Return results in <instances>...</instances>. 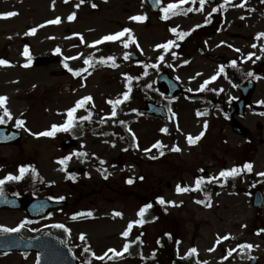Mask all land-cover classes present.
Returning a JSON list of instances; mask_svg holds the SVG:
<instances>
[{
    "label": "rangeland",
    "instance_id": "rangeland-1",
    "mask_svg": "<svg viewBox=\"0 0 264 264\" xmlns=\"http://www.w3.org/2000/svg\"><path fill=\"white\" fill-rule=\"evenodd\" d=\"M174 2L176 0H161L160 7ZM241 3L243 0L231 3L217 0L215 5L206 3L203 11H198L195 9L199 8V0H196V3L181 6L185 10L192 8L191 15L169 18L166 24L163 12L152 13L147 0H88L83 4L80 0L67 3L55 0V4L53 0H0V13H18L0 18V59L10 62V66H0V96L9 98L10 125H16L20 119L25 121L20 127L22 142L0 149L8 157V162L0 165V174L18 175L22 163L33 162L44 183L50 186L48 191L67 197L68 209L60 213L59 222L70 228V243L76 247L78 256H87L84 246H89L98 257L106 256L105 253L114 256L109 249L123 251L125 243L131 241L122 233L129 222L138 219L137 210L143 201L155 198L160 191L166 202H175V205L165 203L170 213L166 224L182 239L181 255L187 256L194 247L200 262L223 264V260L238 257L240 244L246 242L253 245L250 252L253 257L264 259V231H261L264 230V211L252 208L251 196L255 187L264 188V176L259 175L264 172V115L249 109L245 117L237 119L250 136L252 148L246 149L249 139L233 132L226 113L207 100L189 94L202 91L200 86L204 81L216 75L217 79L203 90L219 91L225 102L238 100L240 92L230 76L219 73L221 65L235 60L242 79L248 78L249 72L258 79L251 101L256 106L264 105L259 103L264 101V51H261L264 37L256 39L258 33H264V3L263 0H247L244 7L236 6ZM93 4L96 7H92ZM214 8L221 9L220 14L213 11ZM73 12L76 16L70 21L68 16ZM134 15H145L147 19L130 20ZM57 17L61 20L59 24L47 23ZM34 27L37 28L35 34L26 35ZM126 27L132 29L134 40L127 48L124 46L129 40L127 33L120 40L90 46L104 35ZM173 27L190 34L181 40L170 31ZM169 40L175 41V45L168 50L157 48ZM253 44L257 47L253 48ZM26 46L30 64L29 57L23 54ZM57 48L61 50L59 53ZM200 49L204 55H200ZM130 51L140 56L139 63L125 59ZM249 53L255 55L246 59ZM161 55L163 61L159 59ZM55 57L57 59L53 60ZM65 57L78 58L65 61ZM101 57L105 62H100ZM108 57L115 58L114 65ZM87 58L92 60V72L82 79H73L64 64L78 70L85 66L83 61ZM141 61L169 72L188 92L170 103L173 113L170 120L138 114L145 102L157 100L141 90L145 86L150 91L158 87L156 74L136 82L135 76L145 70ZM26 64L29 66L25 67ZM64 83L74 89L70 94L60 95L58 89ZM125 92L129 93L127 100H123ZM86 96H91L92 100L73 114L75 123L69 131H57L52 137L34 135L50 130L52 125L65 124L68 110ZM118 98L123 102L116 106L117 115L112 117V105L108 101ZM205 110L206 114L197 115ZM76 128L80 132L78 148L61 152L60 143L71 137ZM164 128L167 132L162 131ZM202 131L203 137L190 145L187 136L196 137ZM158 141L164 146L163 155L161 149L153 147ZM174 147L180 151H173ZM68 156L71 159L66 166L59 163ZM246 156L253 159L254 178L241 183H226L223 178L208 182L206 190L211 194V207L206 206L208 196L204 191L177 193V185L194 188L196 176L201 175L208 181L218 177L221 170L247 159ZM69 174L76 177L70 179ZM127 176L136 177V183L129 186L124 181ZM88 212L92 215H77ZM115 212L122 216H115ZM74 215L76 219L72 218ZM21 219L20 213H1L0 227L15 228ZM163 226L156 223L146 228L149 242L142 256L150 254ZM25 229L31 234L38 230ZM255 229H260L261 234L256 235ZM81 234L86 237L83 241ZM226 236L228 239H220ZM229 250H233L234 255L229 256ZM161 256L158 254L157 260L165 264ZM6 257L0 253V264H35L33 255ZM86 264L135 263L133 259L115 263L93 260Z\"/></svg>",
    "mask_w": 264,
    "mask_h": 264
},
{
    "label": "snow or ice",
    "instance_id": "snow-or-ice-1",
    "mask_svg": "<svg viewBox=\"0 0 264 264\" xmlns=\"http://www.w3.org/2000/svg\"><path fill=\"white\" fill-rule=\"evenodd\" d=\"M68 0H65V3H67ZM85 2V0H80V3L83 4ZM156 2L159 4L161 2V0H156ZM196 3V0H176V2L174 3H169L167 4L166 7H163L161 9V11L163 12V16H162V19H169L171 15H176V14H180V9H181V6L186 4V3ZM208 2V0H199V8L198 9H195V10H198V11H203L204 9V5ZM229 3L232 2V0H228ZM247 3V0H243V3L239 4V5H236L237 7H244V5ZM53 4H55V0H53ZM76 7H79V4L76 6ZM92 7H96L95 4L92 5ZM186 11H193L192 8H188ZM186 11H185V14H186ZM213 11H217V9H213ZM15 15H18V13L16 12H13V11H9V12H6V13H0V18H9V17H13ZM76 16V13L73 12L71 13L69 16H68V20H73ZM243 18V17H242ZM130 20L132 21H138V22H142L144 20L147 19V17L145 15H134V16H131L129 18ZM61 22L60 18L57 17L56 19L54 20H50V21H47V23L49 24H59ZM41 27H43V25H41ZM199 27V26H197ZM37 31V28H32L29 30L28 33H26V35L28 34H35V32ZM170 31L177 35L179 39H183L185 38L187 35H189L190 33L189 32H183V31H179L178 28L176 27H173L170 29ZM128 34V37H129V40L127 42H124V46L127 48L128 47V43L129 42H134L133 38H132V29L130 28H124L118 32H115L113 34H107V35H104L101 39L99 40H96L94 42H92V44L90 46H95V45H98L102 42H112V41H117V40H120L121 37H124L125 34ZM76 35H79V34H76ZM264 37V33H258L257 34V37L256 39L259 40L260 38ZM70 38V37H69ZM80 39L81 41L83 42L84 38L82 35H80ZM223 43V42H222ZM175 45V41L173 40H169L167 41L166 43L164 44H161V45H157V48H163L165 50H168L171 46ZM138 46V45H137ZM178 46V45H176ZM253 48L257 47L256 44H253L252 45ZM60 48H57L56 49V52H60ZM237 52H239L240 50L239 49H236ZM261 51H264V48H261ZM26 57H29V64L31 63V58H30V54H29V49L28 47L26 46L25 49H24V53H23ZM173 55H175V53H173ZM255 53H249L247 58L246 59H251L252 56H254ZM78 57H65V61L69 60V59H77ZM127 55H125V59H127ZM159 59L161 61L164 60V56L161 55L159 57ZM257 59H259V57H257ZM107 60H110L113 62L114 64V61H115V58L114 57H108ZM100 62H105V58L104 57H101L100 58ZM83 63L85 65H88L89 67L93 66L92 65V60L91 58H87V59H84ZM236 61L233 60L231 62L232 66L235 67L236 66ZM0 66H10V62L5 60V59H0ZM29 66L28 64L25 65V67ZM64 67L66 69H68L69 71L73 72L74 75H80L81 74V71H87V68H84L82 70H73L69 67V65L67 63L64 64ZM158 67V66H156ZM224 72V66L221 65L220 68H219V73H223ZM249 76H252L253 73L252 72H249L248 73ZM129 80L132 79V77H128ZM215 79H217V76L216 75H213L209 80H206L204 81V83L200 86V90H203L210 82L214 81ZM191 91V89H190ZM8 97L7 96H0V109L3 110V115H0V124L4 123L5 122V117L11 119L12 118V114L10 112V110L8 109L7 107V102H8ZM129 99V93L128 92H125L123 94V100H127ZM92 100V97L91 96H86V97H83L81 100L77 101L76 105L69 109L68 112H67V122L65 124H62V125H52L51 129L50 130H47V131H44V132H40V133H36L34 135H37V136H49V137H52L56 134L57 131H69L73 126H74V123H75V117H74V113L77 111V109L81 108L82 106H84L87 102L91 101ZM122 99L118 98L116 100H109L108 103L112 105V112H111V116L112 117H115L117 115V112H116V106L121 104L123 102ZM259 103L261 104H264V101H260ZM203 114H206V110H205V113H200L198 112L197 115H203ZM262 115H264V113H262ZM83 119V118H82ZM123 123V122H121ZM25 124V121L20 119V120H17L16 122V126L17 127H22L24 126ZM204 128L205 130L207 129V122H205V125H204ZM162 131L164 132H167V128H164L162 129ZM204 135V132L202 131L199 135H197L196 137H193L191 134H189L187 136V141L190 145H193L195 143H197ZM133 139H135V137H133ZM138 147V145H137ZM153 147L155 148H159L161 149L160 151V154L163 155L164 152H163V145L161 144V142H157L155 145H153ZM173 151H180V149L178 147H174L172 149ZM146 152H149L150 149H145ZM76 155H87L86 153H76ZM155 158V157H153ZM71 159V156H68V157H64L63 159H61L59 161V163H61L62 165H67V162ZM105 163V161H101V164ZM29 170H31L33 173H35V169H30L29 167H20L19 168V175H12V174H8L6 177H4L3 179H0V195H3V185L5 184L6 181H19L21 179L24 178L25 176V173L28 172ZM65 171L67 170L66 167L64 169ZM243 170H247L248 172H251L253 170V164L252 163H245L242 167H233L231 169H226V170H221L218 177H212V178H209L208 182H210L211 180L215 179V180H218L219 178H228V177H236L237 175H239ZM203 171V170H201ZM70 177L73 176V174H69ZM259 175L261 176H264V172L262 173H259ZM141 179H143L141 177ZM134 181L130 178L127 183L131 184L133 183ZM205 182V178L204 177H199L195 180V186L194 188H189L187 186H180V185H177V188H176V191L177 193H185V192H189V191H196V190H202V184ZM206 195L208 196V202L206 204V206L208 207H211V194L210 193H206ZM60 199H63V197H61ZM158 202L161 204V205H164L165 203H171L173 205H175V202L174 201H169V202H166L163 197H158ZM198 203H204V201H197ZM152 207V204H146L144 205L138 212V216L141 218L137 221H131L129 222L128 224V228L122 233V235L127 238L130 234V231L131 229L133 228L134 225H143V223H145V221L143 220V217L145 215V212ZM77 215H88V216H91L92 213L91 212H88V213H80V214H77ZM115 216H122V213L120 212H115L114 213ZM73 219H76V216L74 215L72 217ZM25 223L27 222H22L18 227H15V228H8V227H0V231L2 232H6V233H11V232H19L24 226H25ZM56 227L58 228H64L65 231H70L69 229L65 228L64 225L62 224H59V225H56ZM261 231H264V230H261ZM169 236V238H171V234H167ZM80 239L83 241L86 239L85 235L84 234H81L80 236ZM139 239V238H137ZM221 240L223 239H228V237H221L220 238ZM130 247V243H125L124 245V248H123V251H120L118 252L116 249H109L108 252H111L113 253L114 256H121L123 255L124 252H127L128 249ZM253 247L252 244H243V245H240V248L241 249H251ZM88 249H85V251H87ZM232 251L233 250H229L228 252V255L230 256L232 254ZM197 254V249L196 248H192L189 252V255H195ZM105 255H107V253H105ZM154 255V254H153ZM227 258V257H225ZM100 259H103V257H100Z\"/></svg>",
    "mask_w": 264,
    "mask_h": 264
},
{
    "label": "water",
    "instance_id": "water-1",
    "mask_svg": "<svg viewBox=\"0 0 264 264\" xmlns=\"http://www.w3.org/2000/svg\"><path fill=\"white\" fill-rule=\"evenodd\" d=\"M215 0H208V2L212 3ZM151 7L155 12L159 11L158 3L156 0H149ZM134 60H138L136 55H131ZM158 83L160 85H163L166 89V98L167 99H173L181 90V87L178 83H176L173 79L170 78V76L166 73L161 74L160 78L158 79ZM255 82L253 80H249L244 86L240 87V90L242 91V99L238 101V103L234 104L232 106L231 116L234 114H240L244 115L245 108L248 104L249 98L252 96L253 92L255 91ZM72 90V87L68 84H64L60 87L59 92L62 94L69 93ZM147 107L145 109H142L141 112L148 115H156L159 117H166L165 116V110L164 108H159L154 104H147ZM235 127L234 130L238 134H244L246 130L238 126L237 123H234ZM20 132H18L15 129L8 128L6 126H0V144H13L20 140ZM77 143L73 141L72 139H68L62 144V150L66 151L68 148L76 146ZM5 158H0V162H4ZM258 196V197H257ZM257 202L260 204L258 207H263V199L259 197V194L257 195ZM21 208L18 206V202L15 200H11L7 198L6 196L2 198L0 201V209H17ZM11 238L13 236H0V248L4 246H8V241L3 240V238ZM20 242V241H19ZM12 248L5 247L6 250H12V249H23V248H30L31 250L34 249L38 251L40 254V263L41 264H78L77 260L71 255L70 251L66 249L58 240L51 238V241H44L45 246L42 247L40 244H38V241H27L22 242L20 244L12 241L9 242ZM5 250V249H4ZM24 250V249H23Z\"/></svg>",
    "mask_w": 264,
    "mask_h": 264
},
{
    "label": "flooded vegetation",
    "instance_id": "flooded-vegetation-1",
    "mask_svg": "<svg viewBox=\"0 0 264 264\" xmlns=\"http://www.w3.org/2000/svg\"><path fill=\"white\" fill-rule=\"evenodd\" d=\"M1 148H4V147L1 146L0 149ZM6 176L7 175L3 176L1 179H3ZM19 187H20V183H18L17 181H6L5 184L3 185V193H8L11 197L21 198L24 201L25 205L30 204L37 197L48 198L54 202H60L61 201L60 198L58 196H56L53 191H46L45 192L44 190L40 189L37 192V194H34V192L32 190H24V189H20ZM65 203H66V208H64V209L66 210V209H68L67 197L65 199ZM64 209L52 211V212L48 213L45 217L40 218V219L32 218L31 216H29V214L26 210H22V211H0V214L1 213H6V214L20 213V214H22V216H23L22 222H27V223H25V226L20 230L21 234L24 237L32 238V237H37V236L44 234V233H50V234H54L55 236L62 239L63 241H67V240H70V231H65L64 228L56 227V225L61 224V222H59L60 213ZM25 228H31V229L38 228L39 230L38 231L33 230L35 232H33L31 234ZM65 228L69 229L68 226L67 227L65 226ZM262 260L263 259L260 257H256V258L245 257L242 259L225 260V261H223V263H225V264H264V263H262Z\"/></svg>",
    "mask_w": 264,
    "mask_h": 264
},
{
    "label": "trees",
    "instance_id": "trees-1",
    "mask_svg": "<svg viewBox=\"0 0 264 264\" xmlns=\"http://www.w3.org/2000/svg\"><path fill=\"white\" fill-rule=\"evenodd\" d=\"M157 210H156V214L158 213L159 215L161 214L160 213V208H156Z\"/></svg>",
    "mask_w": 264,
    "mask_h": 264
}]
</instances>
